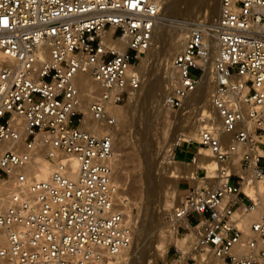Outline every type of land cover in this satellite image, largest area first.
<instances>
[{
    "label": "built area",
    "instance_id": "built-area-1",
    "mask_svg": "<svg viewBox=\"0 0 264 264\" xmlns=\"http://www.w3.org/2000/svg\"><path fill=\"white\" fill-rule=\"evenodd\" d=\"M169 1L0 0V264H115L129 250L110 108L139 91L136 62ZM209 63L211 111L189 143L219 166L208 178L195 164L164 213L185 244L170 245L164 264H192L194 253L264 264V0H219L211 23L190 27L171 59L167 111H186ZM79 73L97 84L88 113L104 133L80 127ZM41 160L51 167L44 179Z\"/></svg>",
    "mask_w": 264,
    "mask_h": 264
},
{
    "label": "rangeland",
    "instance_id": "rangeland-1",
    "mask_svg": "<svg viewBox=\"0 0 264 264\" xmlns=\"http://www.w3.org/2000/svg\"><path fill=\"white\" fill-rule=\"evenodd\" d=\"M209 1L211 0H181L176 5L166 7V14L164 16L161 15L162 19L159 21V23L161 22L160 28L157 27V31L154 32L156 36L154 37L152 49L146 61V71H149L150 75L146 72L145 78L148 75L147 78L155 79V82H159L158 77L162 74L160 70L161 64L164 62L160 51L162 49L163 37L166 36L167 31L171 32L187 22L194 24L198 19L203 17L206 18L207 22H210L208 18L209 8H207ZM186 6L187 8H185ZM193 74L195 76L198 73L195 71ZM158 98L156 99L157 101L153 99L146 100L140 93V97L136 102H132L131 104L122 103L117 106L121 109L120 117L122 119V122L117 126L115 125L113 129L117 132L114 137V154L117 155L116 159L119 166L117 171L119 170L120 172L117 174L119 175L117 176L118 188L120 189L119 196L128 199V208L123 206V210L131 216L134 223L133 240L129 250H127L129 258V260L127 259L129 262L127 264H164L161 256L157 257L155 254H152L157 229L160 223L163 224V216L166 212L162 200L166 191L170 193L174 192V194L182 198V196L177 194V189L171 188V185L165 186L163 182V177L166 176L165 172L168 170V167L161 157L167 149V144H165L167 142H164L160 138L159 131L163 127V124L158 121H152V117L161 111L162 96H158ZM154 101L158 104V107ZM193 114L194 111H191L189 116ZM193 139L197 140L198 136H195ZM185 145L186 141H183L181 146ZM195 146L193 144V147L190 148L196 150ZM192 154L191 150L186 152L180 151L176 157L181 160H189ZM175 161L177 165L186 163L179 162L176 159ZM186 183L189 184V181L184 179L178 180V185L182 187ZM152 184L156 185L155 189L152 187ZM171 202L172 208L180 200H171ZM163 211L164 213L162 214ZM162 230L166 232L165 227L161 229V232ZM166 233L164 238L167 240L172 239V234ZM177 239L184 241L183 237L179 236V234H177ZM211 256V260L215 264H223L219 258ZM195 260L192 261V264H199Z\"/></svg>",
    "mask_w": 264,
    "mask_h": 264
},
{
    "label": "bare ground",
    "instance_id": "bare-ground-1",
    "mask_svg": "<svg viewBox=\"0 0 264 264\" xmlns=\"http://www.w3.org/2000/svg\"><path fill=\"white\" fill-rule=\"evenodd\" d=\"M179 1L181 0H171L167 2L161 12V15L164 16L166 14L167 6L176 5ZM187 6L185 8H187ZM207 8H209L208 18L210 19L209 23H211L214 20V18L217 16L218 8H219V0L209 1ZM160 19L162 18L160 17ZM160 24L161 22L157 23L155 32L157 31V27H159ZM191 25H193L191 22H187L183 26H180L172 30L171 32L167 31V34H165L166 36L163 37L162 49L160 51V54H162V57H163L162 59L164 62H162L161 64V69L159 68L162 73L158 77L159 82H155V79L153 80V79L147 78L148 75L146 76V78L144 77L145 73L147 72L146 71L147 70L146 61L148 58V54L150 53V50L152 49L154 37L156 36V33H155L151 41V47L147 51H145L144 55H140L136 62V67L139 70L141 77H142L140 89L135 96L130 97L125 102L128 104H131L132 102H136L138 98L140 97V93H141V96L145 98L146 100L153 99L157 101L156 99H159L158 96H162L161 111L156 116L152 117L153 118L152 121H158V122H161V124H163V127L160 128L159 133H160V138L163 139L164 142H167L165 143L167 144V149L166 151H164V155L163 156L161 155L162 156L161 158L164 159V163H166L165 165H167L168 167V170H167L165 166V169L167 171L165 172L166 176L163 177L164 178L163 182L165 183V186L171 185V188H174V189H177L178 187V180L180 179L188 180L189 174L195 170V164L202 167V169L206 172L208 178L212 177L213 170L219 166L218 163H216V161L209 154V150L204 147L195 146V149H196L195 152H197L195 163L189 162V163H182L181 165H177L174 154L172 152L176 145L181 147V143L183 141H186V144L193 146V144L189 143V141L194 140L193 138L195 136H198L197 133L199 132V129L201 128V126L204 124V122L202 121H206L204 117L208 116L209 112L211 111V108L208 102V96H209V93L213 85L212 77L210 74L211 63H209V65L207 66L206 71L199 82L198 90L184 102L183 109H186V111L182 110L177 113H172V112L167 111V109H165L163 105L164 98L167 95H169L170 92L172 91V88L174 85V79L176 76L175 71L173 70L171 66L172 56L180 49L186 34L189 32ZM214 55H215V48L213 47V50L210 56L211 60L214 57ZM75 82L80 90V99H81L80 105L78 107V111L79 113L84 115L83 121L80 127L85 128V129L90 128L97 133H104L105 131L108 130L107 127L104 125H99L97 121L90 118V115L88 113V103L91 101L93 91L97 90V84L94 81H92L86 73H79L76 77ZM150 102H153V101H150ZM159 104H160V101H159ZM119 105L120 104H117L110 108L111 114L116 118V122H117L116 126L120 122H122V119L120 117L121 109L117 107ZM157 107H158V104H157ZM191 111L192 112L194 111V114L192 116H189V113ZM115 131L113 130L114 137H115V133H117ZM116 157L117 155L114 154L113 170H114V184L118 187L119 185H118L117 176L119 175L117 174L119 170L117 171V169L119 166H118ZM236 159L237 158L235 157V160ZM72 165L73 167H75L76 163L73 162ZM50 170H51V167L48 165V163L45 160H41L38 166L37 178L44 179L49 174ZM209 182H212V181L209 180ZM155 186H156L155 184H152L153 188ZM242 189L246 193H249V194L251 193L248 190V188H246L245 186H243ZM119 192H120V189L117 192V198L119 202L123 206L128 208L127 207L128 199L124 197H120ZM259 194H260L261 203H262L261 209L264 210V189L263 188L259 189ZM182 198L178 197L176 194H174V192L170 193L166 191L164 194L163 200H162V203L164 204L163 205L164 210H168V211L170 210L172 206L171 200H177V199L181 200ZM124 213H125L126 220L133 224L131 216L127 214L125 211ZM163 213L164 211L162 212V214ZM162 223L163 224L160 223V225L158 226L159 228L157 229L155 244L153 245L154 250L152 254H155V256L157 257L161 256L163 261H165L166 252L170 245H175L177 248L184 251L185 244H184V241H179L177 239V234L173 233L172 231L170 232V234H172V239L170 240L165 239L164 235L167 231L163 232L162 230L161 232V229H163V227H167V225L164 224V222ZM179 236L183 237V235H180V234ZM192 253L193 252H191V254ZM211 258L212 256L207 253H196L195 254V259H196L195 262L197 261L199 264H215V262H213ZM127 259L129 260L127 250H126L121 256V258H119L116 261L115 264H127L129 263Z\"/></svg>",
    "mask_w": 264,
    "mask_h": 264
},
{
    "label": "crops",
    "instance_id": "crops-1",
    "mask_svg": "<svg viewBox=\"0 0 264 264\" xmlns=\"http://www.w3.org/2000/svg\"><path fill=\"white\" fill-rule=\"evenodd\" d=\"M190 147H193V146H190V145H188V144H186L185 146H181V150L179 149V150H177L176 151V155H177V153H179L180 151L181 152H186V151H189V150H191L192 151V156L190 157V159L193 157V155H194V153H195V151L196 150H194V149H192V148H190ZM176 155H174V157H175V159L176 160H178L179 162H186V163H189L190 162V159L189 160H181V159H177V157H176ZM189 184H185V186L184 187H182L181 185H178V187H177V194H179L180 196H183V190H185L186 188H187V186H188Z\"/></svg>",
    "mask_w": 264,
    "mask_h": 264
}]
</instances>
